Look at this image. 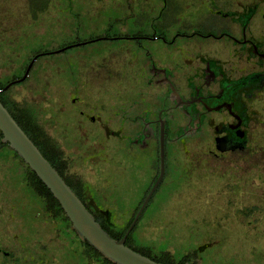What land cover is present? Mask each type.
I'll return each mask as SVG.
<instances>
[{
    "label": "flooded vegetation",
    "instance_id": "obj_1",
    "mask_svg": "<svg viewBox=\"0 0 264 264\" xmlns=\"http://www.w3.org/2000/svg\"><path fill=\"white\" fill-rule=\"evenodd\" d=\"M132 1L139 5L138 14L131 10ZM154 1L152 5L151 0H123L119 8H129L135 29L110 34V26L97 37L120 42L112 52L117 59L112 63L103 57L82 69L79 81L71 80L65 107L75 117L72 125L62 121V110L51 116L50 137L62 152L53 156V167L95 220L111 229L110 216L124 212L106 204L120 184L112 183L113 174L126 167L121 151L130 156L133 189L145 200L160 175L162 137L163 177L141 215L166 184L189 179L203 163L222 166L223 161L242 167L245 174L249 167L240 163L255 165L257 172H251L255 175L230 178V189L234 184L239 189L241 183L252 193L256 184L264 214V0ZM153 39L158 40L157 51L151 49ZM123 54L129 56L126 66ZM54 64L53 86L55 76L60 77ZM136 65V74L126 82L129 89L123 90L127 80L121 69ZM54 98L60 100L58 94ZM70 127L73 130L66 134ZM225 156L253 160L234 165L236 161L222 159ZM103 161L114 163V171H104ZM173 176L180 178L171 180ZM19 180L31 191L25 196H35L43 206L25 176ZM4 181L10 183V178ZM15 197V192L0 191V264H106L91 254L71 224L52 212L46 213L51 221L49 239L28 240L11 222L10 205L16 206L10 199ZM135 208L129 215H136L140 207L136 212ZM52 244L60 254L48 247Z\"/></svg>",
    "mask_w": 264,
    "mask_h": 264
},
{
    "label": "rangeland",
    "instance_id": "obj_2",
    "mask_svg": "<svg viewBox=\"0 0 264 264\" xmlns=\"http://www.w3.org/2000/svg\"><path fill=\"white\" fill-rule=\"evenodd\" d=\"M122 1L49 0L45 12L38 11L31 16L28 0H0V78L10 76L20 68L24 72L28 63L26 59L32 58L35 51L47 50L44 51L46 53L67 47L70 43H83L63 52L41 56L31 68L27 81L9 88L10 96L15 101L32 104L39 111L41 123L49 135L52 134L51 116L54 110L65 113L63 122L69 120L72 125L71 121L75 118L65 107L69 103L66 96L71 80L79 81L82 78L81 70L96 65L103 57H109L112 63L117 59L112 52H117L120 42L97 37L110 26V34L121 28L135 29L132 26L133 18H128L129 8H119ZM155 3L151 0L152 5ZM136 5V1L131 2L134 14L139 12V5ZM150 43L153 51L159 50L158 40L153 39ZM121 56L122 64L128 65L126 59L129 56ZM52 62L59 68L60 77L55 76L58 78L55 86L50 83L54 73L50 68ZM137 68L136 65L121 69L122 79L127 80L121 87L123 90L129 89L126 82L131 81ZM110 93H114L113 87ZM54 94H58V102L53 99ZM72 130L70 127L66 134ZM121 159L125 162V170L121 174H113L112 179V183L120 184L106 200L111 208L124 211L120 214L114 212L110 216V221L117 227H124L128 223L130 212L141 198L131 184L130 156L121 151ZM222 159L228 158L225 156ZM228 160H235L234 165H237L238 162L253 159L234 156ZM240 164L249 167V174H245L246 170L242 167L227 166L225 161L222 166H212L207 162L198 167L189 179L185 176L180 183H176L181 184L179 187L173 183L163 186L162 194L151 201L134 227L138 238H134L135 244L154 250L166 248L175 257L186 251L190 257L186 263L189 264H264V214L260 211L261 199L254 189L256 184L252 188L253 194L246 191L241 183L238 184L239 189H236L237 184H234V190L230 189V178L237 180V176L255 175L251 172H257L251 162ZM1 166L0 191L16 193L15 199L9 198L16 206L13 209L10 205L13 210L9 211L12 224L17 225L30 241L48 240L52 231L47 225L51 221L35 196H25L31 191L20 184L19 176L23 169L18 170L16 165L11 166L10 163L7 167ZM114 168V163L103 161L104 171L113 172ZM9 178L10 183H6L4 180ZM176 178L180 177L173 176L171 180ZM187 180L189 182L185 183ZM54 225L60 226L57 223ZM60 238L66 239L65 235H60ZM211 243H215L214 246L198 254V247H207ZM48 247L60 254L58 246L52 244ZM91 254L94 256L92 251Z\"/></svg>",
    "mask_w": 264,
    "mask_h": 264
},
{
    "label": "water",
    "instance_id": "obj_3",
    "mask_svg": "<svg viewBox=\"0 0 264 264\" xmlns=\"http://www.w3.org/2000/svg\"><path fill=\"white\" fill-rule=\"evenodd\" d=\"M81 44L83 43H75L56 51L35 55L28 63L22 77L9 82L2 89H0V93L6 92L13 85L23 82L27 78L31 68L34 65V62L39 57L63 52L68 48L76 47ZM0 132L2 134L1 142L7 144L8 147L18 155L23 163L35 173L38 179L46 186L52 196L57 200L63 213L69 219L71 228L81 241L86 242L103 258L107 259L113 264H163L156 262L125 245L126 238L136 225L141 213L146 208L153 192L163 177L164 142L162 137L160 141V175L155 184L152 186L149 194L141 204L124 236L121 239L116 240L100 226V224L95 220L94 216L87 210L81 200L65 183L57 170L42 155L39 149L21 129V127L17 124L15 119L11 116L9 111L3 106L1 102Z\"/></svg>",
    "mask_w": 264,
    "mask_h": 264
},
{
    "label": "trees",
    "instance_id": "obj_4",
    "mask_svg": "<svg viewBox=\"0 0 264 264\" xmlns=\"http://www.w3.org/2000/svg\"><path fill=\"white\" fill-rule=\"evenodd\" d=\"M48 3H49V0H28V9H29L30 15L35 16V14L38 11H40L41 13L45 12L47 9ZM71 44L72 43L68 45H71ZM44 51H47V50H38V51H35L34 54L36 55L39 53H44ZM32 58H27L26 63L27 62L29 63ZM24 72L22 68H20L19 71H16L15 73H11L10 76H5L4 78H0V89H2L9 82L21 78ZM0 102L9 111L11 116L15 119L17 124L27 134V136L31 139V141L35 144V146L39 149L42 155L49 161V163L52 166H54L55 161H54L53 156L56 154H59L61 156L62 152L59 146L56 144L55 141L52 140V138L50 137V135L47 133L46 129L42 125L41 116H40L39 111L32 104L19 103L15 101L10 96L9 89L6 92L0 93ZM1 138H2V134L0 132V164L3 167H7V164L10 163L11 166L16 165V168H18V170L22 169L21 168L22 163L20 162L21 159L18 157V155L14 151H12L8 147L7 144H4L1 142ZM4 153H7V155L4 156ZM25 167H26V171L22 172V176H25L26 180L30 183V185L35 190V192L38 193V196L41 198L42 202L44 203L43 207H44L45 213L52 212V216L57 217V219L62 218L64 221H66V223L70 224L69 219L65 216L62 209L60 208L59 203L52 196L50 191L38 179V177L35 175L34 172H32L26 165ZM143 200L144 198L141 197L134 210L135 212L138 210ZM134 216H135L134 214L130 216L128 223L124 227L123 226L117 227L116 224H114V226L110 229L108 228V225H107L108 223L105 224L101 222L100 224L102 228L112 238L119 240L124 236ZM135 232H136V228H133L125 241V245H127L132 250L144 256H147L156 262H160L163 264H185L186 262L190 260L189 259L190 257L187 255L186 251L182 253L179 257H175L172 253H169V251L166 248L163 250H154L153 248L149 246L135 244L134 238L136 240L138 239L135 236ZM214 244L215 243H211L207 247H204V246L198 247L197 248L198 254H201L207 248H211L212 246H214ZM89 247L95 256L102 257L90 245ZM103 260L106 262V264H113L105 258H103Z\"/></svg>",
    "mask_w": 264,
    "mask_h": 264
}]
</instances>
